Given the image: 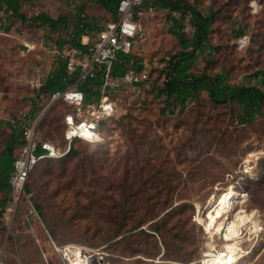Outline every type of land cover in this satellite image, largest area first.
I'll return each instance as SVG.
<instances>
[{
    "label": "rangeland",
    "instance_id": "1",
    "mask_svg": "<svg viewBox=\"0 0 264 264\" xmlns=\"http://www.w3.org/2000/svg\"><path fill=\"white\" fill-rule=\"evenodd\" d=\"M250 1L183 0L191 8L175 9L184 11L181 17L161 8L148 20L140 17L148 36L135 39L133 50L150 79L113 95L121 114L105 132L103 144L77 143L75 153L46 159L35 167L28 180L38 213L30 216L34 230L25 222L24 201L10 231L2 226L4 214L0 215V240L9 235V264H68L56 248L67 245L98 253L105 264H204L211 236L209 202L228 188L236 197L227 214L232 218L243 209L247 217L256 212L262 227L256 232L253 222L244 225L240 246L247 252L235 264H264V107L251 122L242 124V109L233 100L216 103L202 91L184 105L168 104L170 98L159 84L169 64L181 57L172 56L195 48L191 71L224 73L227 84L256 86L264 92V0H257L258 13L252 12ZM19 3L26 21L8 9L0 11V154L19 129L12 123L23 114L27 121L41 115L38 137L63 144L62 117L70 106L38 96L35 79H46L58 69L48 48L62 44L65 22L53 29L30 18L45 13L54 19L65 17L72 26L83 12L99 25L110 15L98 0ZM194 10L214 14L200 46H196L199 24ZM241 35L248 36L244 48L237 42ZM27 41L34 45L30 51L24 48ZM166 57L172 58L171 63ZM159 197L181 205L163 225V236L153 230L157 218L148 214L159 207ZM137 217L143 220L145 232L114 238L117 223L129 227ZM213 242L222 248L224 240L215 235Z\"/></svg>",
    "mask_w": 264,
    "mask_h": 264
},
{
    "label": "built area",
    "instance_id": "2",
    "mask_svg": "<svg viewBox=\"0 0 264 264\" xmlns=\"http://www.w3.org/2000/svg\"><path fill=\"white\" fill-rule=\"evenodd\" d=\"M250 6L253 13H258L261 5L257 0H251ZM155 13L153 6H147L145 0H120L118 5V18L109 19L99 24V30L93 32L85 23L70 26L61 33L62 44H55L48 49L52 53V62L59 68L65 65V72L68 75L77 73L76 79L67 85L62 91L53 93L51 100H62L70 111L64 117V145H57L50 141H39L37 135L38 124L41 119L36 116L35 120L27 121L26 114H23L14 126H21L22 140L17 154L13 161V172L10 176L11 202L6 208L3 219V227L7 231L13 226L22 201L28 204L25 222L33 229L30 216L37 215V210L32 202V194L27 192L26 186L30 174L37 162L45 157L59 158L67 154L73 141L80 140L91 144L103 143L105 132L111 122L120 116L118 100L113 95L120 89H135L150 79L149 72L142 68L132 67L123 75L113 73L115 62L122 54H134L135 39L144 40L148 36L146 28L139 22L140 17L147 20ZM186 14L192 15L190 12ZM172 15L181 17L182 13L176 10ZM86 18V14H80ZM85 29L86 35L78 38V32ZM80 41L81 46H75L73 42ZM239 48L248 44V36L241 35L238 40ZM24 48L32 50V43L27 41ZM36 47V44H35ZM170 60V57H166ZM170 71V69H169ZM100 78V96L91 101L85 102V93L80 85L86 83L90 78ZM43 77L35 79V87L40 88L44 83ZM169 80L168 72L160 78L159 84L166 86ZM9 235H4L0 240V264H9L6 260L7 243ZM56 246V245H55ZM63 252L68 264L78 261L79 258L85 264H105L104 258L95 252H85L83 247L78 245H67L57 247Z\"/></svg>",
    "mask_w": 264,
    "mask_h": 264
},
{
    "label": "trees",
    "instance_id": "3",
    "mask_svg": "<svg viewBox=\"0 0 264 264\" xmlns=\"http://www.w3.org/2000/svg\"><path fill=\"white\" fill-rule=\"evenodd\" d=\"M98 2L100 5H102L105 8V10L108 13H110L107 20L118 18V5L120 0H98ZM145 2L147 4L150 2H154L155 5L161 4L162 7L168 9L191 8L186 3H184L183 0H145ZM5 9H8L14 17L18 18L21 21L28 20L26 15L20 10L19 0H0V11H3ZM194 12L198 18V24H199L198 26L199 33L196 39V46H200L204 41V39L207 37L208 29L210 28L214 14L208 16L206 14H202L201 12H199V10H194ZM30 20H32L35 23L39 22L41 24H47L53 29H56L60 22H65L62 25L63 28L62 27L61 28L62 29L69 28V24L67 25L65 17L54 19L45 13H39L36 16L31 17ZM79 20L80 23H85L86 26H88L90 29L99 28V26L97 25V19L95 18L88 20L85 17L79 16ZM240 34H242V32L238 33V35ZM78 35H79L78 37L80 38L81 32H79ZM61 42L62 41L60 40V43ZM73 43L75 45L81 46L79 41H75ZM176 57H180V59L173 66L169 64L170 66V71H168L169 80L166 83V86L163 87L164 93L166 94L167 97L170 98L168 104L177 103L180 105H184L186 101H193L194 99L198 98L202 93V91H207L210 98L216 103H224L227 102L228 100H233L237 102L239 107L242 109V112L239 114V122L242 124L251 122L254 118L255 112L260 111L261 108L264 107V92L256 86H237V85L227 84L224 82L226 78V75L224 73L210 75L205 72L195 73L191 71L190 68L192 66V63L197 58V53L195 48H192L191 51H183L181 53H176L172 56L173 59H175ZM172 58L170 59L172 60ZM132 67H135L137 69H142L143 68L142 60L139 57H137L135 54H125V55L122 54L117 58L115 62L113 73L115 75H123L128 69ZM76 77H77V73L68 75L65 72V65L62 64L61 67H59L51 75L47 76L42 86L38 89L39 91L38 96L46 95L50 97L53 93L64 90L68 84L72 83L76 79ZM100 84L101 81L100 78L98 77L96 79L90 78L86 83L80 85V88L85 93V102L91 101L95 98H99ZM32 104L35 105L36 108L35 99L32 100ZM67 112H65L62 117L63 125H64V117ZM18 120L19 118L16 119L15 122H18ZM11 126L12 128L14 127L19 129L17 130L18 132L16 131V133H14L15 136L11 141V143L0 154V193H3V195L0 197V208H1L0 215L3 214V211L6 210L7 205H9L11 202V186L9 180L13 172V161L18 151L16 149L14 150V146L21 144L20 138L22 136L21 126L15 127L13 123ZM62 139H63L62 145H64L65 140L63 138V135H62ZM38 140L45 141V139H40L39 137ZM81 142L86 144H91L84 141L75 140L73 141L72 146L67 154L59 158H50V157L42 158L37 162L33 170L40 162L46 159H62L66 155L75 153L76 144ZM103 143H99L96 145H101ZM26 190L27 192L31 193L28 183L26 186ZM157 203L159 204L158 205L159 207L158 208L152 207L151 209L148 210V214L149 216L152 217L154 216L153 217L154 219L157 218L154 222H152V223H156L153 230L157 234L161 233V236H163L162 235L163 225L166 223L168 217L172 214V212L180 208L181 205H179L180 204L179 203L173 206V204L169 202L168 198L162 199V197L158 198ZM191 207L193 208V205H191ZM37 208L41 210L40 205H37ZM167 208L170 209L164 212L162 216H160L161 212L163 210L164 211L167 210ZM135 215L136 214H134V216ZM135 220H136L135 223L129 227H127L122 222L117 223L114 227V233H115L114 238L120 237L118 240H122L125 239L126 236L129 234L133 235L138 231L145 232L144 229L141 228L143 220L139 219L138 217ZM1 230L2 228L0 226V231ZM166 244L167 242H165V245Z\"/></svg>",
    "mask_w": 264,
    "mask_h": 264
},
{
    "label": "bare ground",
    "instance_id": "4",
    "mask_svg": "<svg viewBox=\"0 0 264 264\" xmlns=\"http://www.w3.org/2000/svg\"><path fill=\"white\" fill-rule=\"evenodd\" d=\"M235 197V191L228 188L216 200L209 202L207 229L211 236L204 254V264H235L247 252L240 246L244 225L251 221L256 232L262 229L256 212H251L247 217L243 209L235 211L232 218L227 214ZM215 235L224 240L222 248L214 244ZM76 264H85V261L79 258Z\"/></svg>",
    "mask_w": 264,
    "mask_h": 264
},
{
    "label": "crops",
    "instance_id": "5",
    "mask_svg": "<svg viewBox=\"0 0 264 264\" xmlns=\"http://www.w3.org/2000/svg\"><path fill=\"white\" fill-rule=\"evenodd\" d=\"M146 5H147V6H153V7L155 8V13H156V12L158 13L157 9H160V8H161L162 10H165V12L168 10L167 12H168V13L171 12V14H172V11L175 10V9H168V8L162 7L161 4H156V5H155L154 2H150V3H148V4L146 3ZM176 11H177V10H176ZM167 12H166V14H168ZM183 12H184V11H182V14H183ZM155 13H154V14H155ZM185 13H187V12H185ZM186 16H187V15H186ZM106 21H108V20H106ZM78 22H79V20H78ZM78 22H77V23H78ZM77 23H75V24H77ZM97 25H98V24H97ZM70 26H71V25H70ZM70 26H69V27H70ZM98 26H99V25H98ZM87 27H88V26H87ZM99 28H100V27H99ZM99 28H98V29H91V30H92V32H91V36H92V37H91V38H93V37L95 36V33H93V32L99 30ZM89 29H90V28H89ZM65 30H66V29H63V31H65ZM79 32H81V37H82V35H86V34H87V32L85 31V29H82V30L79 31ZM79 32H78V33H79ZM61 33H62V32H61ZM77 35H78V34H77ZM78 36H79V35H78ZM81 37H80V38H81ZM78 38H79V37H78ZM80 38H79V40H80ZM146 38H147V37H146ZM77 41H78V40H77ZM79 42H80V41H79ZM80 45H81V42H80ZM75 46H78V45H75ZM50 75H51V74H50Z\"/></svg>",
    "mask_w": 264,
    "mask_h": 264
}]
</instances>
